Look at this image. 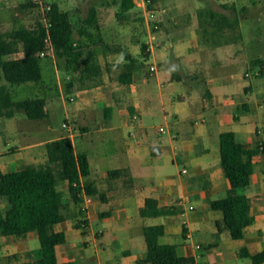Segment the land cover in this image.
I'll use <instances>...</instances> for the list:
<instances>
[{
	"label": "crops",
	"instance_id": "crops-1",
	"mask_svg": "<svg viewBox=\"0 0 264 264\" xmlns=\"http://www.w3.org/2000/svg\"><path fill=\"white\" fill-rule=\"evenodd\" d=\"M142 6L150 21L159 26L158 30H152V35H172L162 24L158 4L148 8L144 2ZM201 7L197 5L195 13L183 20L184 24L176 22L179 26L175 28L182 30L174 34V38H147L142 45V58L122 43L106 38L101 28L105 42L123 46L139 60L140 66L130 85L118 81L126 62L124 57L112 61L113 54L124 56L122 52L100 53L102 77L88 88L75 84L65 91L54 62H50L59 90L56 94L64 96L66 119L61 130H56L50 120L57 110L55 95L46 97L48 117L31 120L38 123L36 126L0 125V173L45 165L47 144L63 137L72 140L76 153L88 156L91 173L80 180V203L72 200L67 180L61 179L58 184L65 207L64 220L55 229L63 231L67 238L56 248L60 263L103 264L105 257L104 264H148L139 263L146 256L147 246L146 250L125 248L118 253L111 249L112 241L125 229L131 237L132 221L137 216L141 217L143 236L145 226L163 225L160 242L176 245L181 256L193 259L191 264H252L251 258L243 256L242 252L254 256L264 250V149L259 148L264 144V135L263 131L259 133V118L249 98L253 94V83L248 78L252 59L244 46L246 38L218 47H210L200 38L196 12ZM151 10H155V20L149 16ZM174 20L172 18L171 22ZM102 24L100 17V26ZM23 56L20 50L8 59ZM116 66L117 75L113 73ZM31 83L43 87L39 82ZM143 116H162L168 124V136L155 140L146 134L145 138L131 140L136 137L131 131L130 139H125L120 150L112 154L117 167H106L110 157L102 147L105 135L111 133L117 142L119 133ZM228 131L234 132L237 141L246 148L255 150L250 157H245L254 164L251 183L240 191L252 198L253 223L239 240L232 239L227 231L219 232L216 222L221 219V213L212 209L214 200L235 193L221 165L220 135ZM91 132L96 136H88ZM165 132L160 131V134ZM35 133L49 137L35 136ZM79 138L91 147L96 146L98 152L94 156L99 161L96 166L93 167L88 153L78 148ZM99 147L101 149H97ZM171 165L176 171L170 169ZM112 170L123 172L111 178ZM87 186L96 188L104 199L88 194ZM148 198L156 199L159 206L170 207L175 213L142 217L140 210ZM6 207L7 200L0 198V209ZM149 219L155 222L146 223ZM98 224L103 228H96ZM37 239L36 232L21 237H1L0 264L34 263L33 252L39 248H33L32 244Z\"/></svg>",
	"mask_w": 264,
	"mask_h": 264
},
{
	"label": "trees",
	"instance_id": "trees-1",
	"mask_svg": "<svg viewBox=\"0 0 264 264\" xmlns=\"http://www.w3.org/2000/svg\"><path fill=\"white\" fill-rule=\"evenodd\" d=\"M148 8H152L163 0H144ZM109 5H117L115 13L119 21L132 18V10L137 8L136 0H103L92 5L81 25L76 28L69 11L63 10L58 3H53L47 13V24L38 23L36 27L21 25L10 31H0V72L5 81L0 84V119L23 111L30 120H42L48 117L46 97L14 100L10 85H22L31 82H42L43 67L41 60L54 62L61 72L65 88L71 89L75 84L81 88L95 85L102 77L103 68L99 62L100 53L122 52L125 64L118 75V81L124 85L133 83L134 75L140 62L121 45H112L104 41L100 26V10ZM28 7H38L30 4ZM230 11L214 9L206 4L197 9L199 22L198 34L210 47L228 45L243 38L239 9L234 4H222ZM52 49V55L41 56V53ZM22 50L24 56L8 59ZM145 45L143 46V51ZM249 70H261L264 76V57H256L249 62ZM260 148V147H259ZM258 148V149H259ZM48 161L41 166H28L24 169L0 173V198L7 200L5 210L0 209V238L3 236H24L36 232L40 248L34 255V263L23 264H73L60 263L56 248L67 240L63 231L55 227L64 220L65 207L63 194L58 190L61 179L67 180L72 200L81 202L80 180L91 173L88 156L76 153L72 140L63 137L51 141L46 146ZM221 165L229 185L235 193L216 199L212 209L221 213L217 220L219 232L227 231L234 240L242 239L247 227L253 223L251 215L252 198L240 191L251 183L254 164L245 160L255 150L246 148L236 139L232 131L220 135ZM122 170L109 172L111 178L122 174ZM90 195L104 199L103 194L92 186L86 187ZM174 209L161 207L154 198L146 199L140 210L142 217H159L174 214ZM144 239L147 253L139 263L148 264H191L192 258L181 256L177 246L163 244L160 238L164 235L163 225L144 227ZM249 257L252 264H264V250L254 256L242 252ZM15 257V256H14Z\"/></svg>",
	"mask_w": 264,
	"mask_h": 264
},
{
	"label": "rangeland",
	"instance_id": "rangeland-1",
	"mask_svg": "<svg viewBox=\"0 0 264 264\" xmlns=\"http://www.w3.org/2000/svg\"><path fill=\"white\" fill-rule=\"evenodd\" d=\"M101 1L103 0H0V31H10L21 25L32 28L36 27L38 23L47 24V13L50 10V5L53 3H58L63 10L69 11L75 27L78 28L81 25V19L87 15L89 8ZM144 2V0H136L137 8L132 10V18L127 21H119L116 19L115 13L118 10L117 5H109L100 10V17L103 21L101 28L104 36L110 38L112 41L116 40V42L122 43L130 52L139 58L143 57L144 53H142V45L147 41V38H152L151 32L154 30L155 26L144 12V7L142 6ZM32 3L37 4L38 7H28ZM224 3L229 5L234 4L239 9L238 16L241 20V31L243 38H246L244 46L247 50L246 52L249 59L264 56V0H163L158 3V14L160 18H162L163 26L166 25L172 35L169 34L170 36H166L163 33V35L161 34L160 36L159 34L156 38H174L172 37L174 34H179L182 29L175 28L176 25H178L177 23L184 24L183 20H185L188 14L191 16V13H195L197 5L204 6L209 4L214 9L230 14V11H227L222 7V4ZM172 18H175L173 22H171ZM49 54H52L51 50H47L46 55ZM123 57V54H113L112 61H119L123 59ZM41 63L43 67V80L38 84H41V86L43 84V87L39 88L34 85L35 83H27L25 85H10L9 88L16 101H22L34 97H51L52 95H55L54 99L57 104V110L50 120L56 130H61V125L66 119L62 104L64 96L60 97L56 94L59 90L54 68L50 65V61L42 59ZM58 72L63 89L66 91L61 72ZM248 72L250 73L248 78H250V81L253 83V94L250 95L249 98L259 118V125L261 127L259 130L263 131L264 135V76H261V70H249ZM113 73L117 75L118 67L115 68ZM1 79L2 74L0 72V84L2 83ZM37 124L38 123L35 121L28 119L23 111H17L14 118L0 119V125H5L9 128L12 125H22V127L28 125L31 127L36 126ZM167 125L168 124L163 120L162 116H143L142 120L132 122L129 127L124 128L121 134L119 133L117 142L112 137L111 133H107L105 135V145L102 146L103 149L108 152L110 157L106 167L111 169L117 167L116 161H112V154L115 153L116 149L120 150L125 139H130L129 133L131 131L136 134V137L131 140H139L141 137L144 136L145 138L147 135H149L150 138L157 140L160 136H168ZM160 127H165L167 132L160 134ZM34 135L43 138L49 137L48 134L39 135V133H35ZM88 136H96V133L92 134L91 132ZM84 138H86V136H84ZM117 143H119V145ZM78 148L81 151L88 153L93 167L99 163L98 159L94 156V154L98 152L96 151V146L91 147L87 141L79 138ZM97 149H101V147ZM171 168L173 169L172 171H176L175 167L172 165L170 166V169ZM140 220L141 217L137 216V219L132 221L134 223V232L131 237L128 229H125L118 234V239L111 243L112 251L118 253L125 248L140 251V247H143L144 250H146L144 236L140 230ZM154 222L155 221L152 219L146 221L148 224ZM95 227L103 228V225L98 224V226ZM39 246L40 243L37 239L32 244V247L40 248ZM1 255L2 253L0 252V257ZM105 261L106 258L104 257L103 264Z\"/></svg>",
	"mask_w": 264,
	"mask_h": 264
},
{
	"label": "built area",
	"instance_id": "built-area-1",
	"mask_svg": "<svg viewBox=\"0 0 264 264\" xmlns=\"http://www.w3.org/2000/svg\"><path fill=\"white\" fill-rule=\"evenodd\" d=\"M145 3H146V2H145ZM149 16H150L151 19L155 20V19H154V18H155V10H151V11L149 12ZM154 29H155V30H158V29H159V26H158V25H155V26H154ZM151 37H152V38H156V36H154V35H152V34H151ZM48 46H49L48 51H49V50L52 51L49 42H48ZM46 54H47V51L41 53V56H45ZM152 70H153V68H152ZM160 131H161V132H165L164 127H161V128H160ZM261 132H262V131L259 130V133H261ZM260 149H262V150L264 149V144H263V143L260 144ZM184 172H186V170H184Z\"/></svg>",
	"mask_w": 264,
	"mask_h": 264
}]
</instances>
